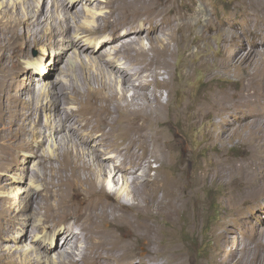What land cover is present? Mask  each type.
<instances>
[{
    "label": "bare ground",
    "instance_id": "obj_1",
    "mask_svg": "<svg viewBox=\"0 0 264 264\" xmlns=\"http://www.w3.org/2000/svg\"><path fill=\"white\" fill-rule=\"evenodd\" d=\"M27 8L32 12L28 13ZM99 8L104 9L100 10L102 13L96 11ZM4 9L7 16L0 17V75L6 79L13 74L26 78V85L19 89L14 103L22 101V95H25L28 100L26 118H32L33 114L36 116L30 130L25 128V124L15 127L9 119L1 121L0 169L22 170V177L11 179L21 184L27 177L28 163L36 159L38 164L56 174L57 180L53 181L52 175L44 184L47 186L23 191L24 203L14 210L11 220L8 218L9 222L0 225L2 241L17 245L3 250V244L0 264H148L146 255L141 256L137 252L139 243H147L148 252L155 256L181 255L184 247L176 235L182 224L179 225L177 215L183 211L187 223L194 218L191 202L194 188L183 190V165L177 159L179 152L176 147L181 140L176 137L175 131L178 121L184 117L183 107L170 108L168 103H162L159 88L170 91L173 87L171 78L176 80L174 72L170 76V58L174 54L171 44L174 42L178 48H185L189 40L186 35L190 28L188 19L194 14L191 5L178 0H11ZM143 39L148 41V45H144ZM18 40L23 41L24 46H17ZM61 42L64 43L62 51L49 52ZM32 44H39L42 54L52 57L50 63L44 58L35 61L29 55L28 49ZM249 52L251 54L252 48L242 54ZM68 53L78 60L80 70L76 76L81 83L69 90L65 77L69 76L67 71L73 68L70 67L71 61L67 64L64 61ZM118 60L128 70L117 65ZM162 70L167 73V78H156ZM52 72L61 77L50 81L48 77ZM145 73L152 76L153 89H150L151 83L144 80ZM35 79L41 84L39 95L50 97V100L44 99L45 105L38 102L39 96L33 92ZM177 79L174 93L179 97L178 91L181 90L186 95L185 78L182 82ZM263 81L255 88L258 93L264 90ZM6 86L10 91L15 84L8 82ZM178 86L181 89L177 91ZM214 87L208 85L195 101L202 115L210 116L213 104L221 101ZM127 92H130L129 98ZM73 101L78 103L77 108L68 107ZM46 107L52 108L48 128L42 125V112ZM246 110L244 118L250 116L253 109ZM252 114L257 115V112ZM222 126L227 128L224 122L220 124ZM45 129L49 130L48 136ZM37 135L42 137L39 141L37 137V142L33 144L32 138ZM46 136H54L56 151L52 147L53 153L44 149L40 151ZM113 148L116 154L112 153ZM117 155L123 156L122 161L116 159ZM146 156L160 162L153 175L148 172L149 162L142 175L137 172L136 160L140 157L145 160ZM126 157L133 162L131 167L126 164ZM55 160L59 161L57 165L53 164ZM127 163L130 164L129 161ZM29 173L30 177L36 175L33 170ZM0 179L7 182L10 178L1 174ZM109 181L119 190L113 191L110 187L113 184ZM170 189L177 198L172 197V203L165 205L168 200L163 196L164 193L169 195ZM34 216L35 224L32 223ZM163 220L168 224H164ZM186 230H193L191 223ZM36 241H39V255H35L34 249V256L29 257L26 263L22 262L24 253L21 254L19 247L27 246L28 250H32L29 247ZM260 247L261 243L257 241L253 264H258ZM46 256L50 257L44 263L42 257Z\"/></svg>",
    "mask_w": 264,
    "mask_h": 264
},
{
    "label": "rangeland",
    "instance_id": "obj_2",
    "mask_svg": "<svg viewBox=\"0 0 264 264\" xmlns=\"http://www.w3.org/2000/svg\"><path fill=\"white\" fill-rule=\"evenodd\" d=\"M10 1L11 0H0V14L2 15H0V17H3V15L4 17L7 16L4 14V6ZM181 1L186 3L187 6L191 5L194 14L188 19L190 28L186 32V35L189 37V40L185 44V48H178L174 42L171 44V47L174 49V54L170 58V63H172L170 76H172V73L174 72L175 79L178 81L177 78H179L180 82L185 78V89L187 90V93L185 95L181 90L180 93L178 90L181 89V86H178L177 91L179 97H177L174 93V88L177 86L174 84L176 83V80L171 77L173 83L172 89L167 91L166 88H159V91L162 103H168L170 108L183 107L182 113L184 117H182L183 119L180 118L178 121L177 129L175 131L176 137H180L181 140L180 144L177 146L178 148L176 147V150L179 152L177 159L183 165L181 177L184 187L182 188L184 191L194 188V195L191 200V202H193L192 210L194 218H191L187 223V218L183 211H180L181 213L179 212V215H177L179 225H183H181V229L176 235L184 247L181 255H173L172 257H169L165 254H157L155 256L148 252L147 243L143 245L141 244L142 246L139 243L137 252L141 256L146 255L144 257H147L146 260L148 261V264H253L256 260V243L257 241H260L261 247L258 248L259 256L257 261L258 264H264V90L261 93H258L255 90L257 84L261 80H264V0H251V2L250 0H178L179 3ZM100 10L103 11L104 9L99 8V10L96 11L102 13ZM27 12L31 13L32 10L28 9ZM50 14L53 15V13ZM222 33L225 34L222 35ZM205 36H207V38ZM142 41L144 45H148L146 39H143ZM17 42V46H24L23 41L18 40ZM253 42H256L254 46ZM63 47L64 43H57L49 50V52L56 50L60 52ZM39 48V44L30 45L28 49L29 55H31L35 61L44 58L47 63H50L49 61H51L52 57H50V55L49 57H45ZM250 48H252L251 54L250 52L247 55L242 54ZM180 55L184 58L180 57ZM64 61L66 64L67 62H72L70 67L72 66L71 68L74 69H71V71L68 70L67 72L69 73V76L65 77L68 81L69 90L70 88H74L81 84L78 76H76L79 74L78 69L80 66L77 64L78 60L72 58L69 53L64 58ZM183 62L186 63L187 66L186 64L184 65ZM116 64L128 70V67L120 60L116 61ZM75 65L77 68H75ZM74 71L78 72L74 73ZM70 72H73V75ZM160 72L159 75H156V78H167V73L163 72V70ZM74 74L78 78V81L77 78L74 77ZM60 77L61 76H58L56 72H52L48 79L54 81ZM207 78L209 81L205 82ZM151 79L152 76L145 73L144 80L151 83L150 89H153L154 84L152 85ZM35 81L36 83L33 82V92L36 96H39L38 102L45 105L46 100H50V97L39 95L41 84L37 83V79H35ZM70 81L73 83H69ZM8 82H12L13 85L15 84L14 88L10 91H7L6 84ZM24 85H26V78H24L23 75L15 76V74H13L8 79L0 75V123L3 119H9L15 127H23L26 125L25 128L30 130L36 115L33 114L32 118H26V116H28V106H26L28 105L27 97L22 95V101L14 103V99ZM208 85L211 87L215 86L214 92L217 91V94H220L217 97L219 100L221 99V101L213 104L215 106H212V110H210L209 113L210 116L202 115L203 112L199 111L200 109H198L195 102L203 94V91L205 92ZM226 88L228 90H226ZM44 89L47 90V87ZM4 92L6 94L5 96ZM126 94L129 98L130 92H127ZM173 95L174 97H172ZM257 96H260L261 98H258ZM255 103L262 105L263 107H259V105L256 106ZM68 107L77 108L78 103L74 101L70 102ZM246 108L248 110L250 109V111L253 109L252 112H257V115H253L252 112H250V116L244 118L247 111ZM46 109L42 112V125L45 128H48V120L52 118V108L49 109V107H46ZM76 114L78 113L76 112ZM193 121L196 122L193 123ZM223 122L227 125V128H224L223 126L220 127V124ZM256 127L257 129H254ZM221 131L223 132L221 133ZM208 132H210L211 135H209L210 133ZM48 133L49 130H46L45 135L47 134L48 136ZM27 137L30 138V134H28ZM37 137L39 141L42 136L37 135L34 137L35 141L32 138L33 144L37 142ZM212 141H214L215 144H213L214 142ZM53 144L55 145L54 136H49L44 142L43 147H40V151L44 149L43 151L50 153L55 152L56 145L54 147ZM128 152L129 151L126 152L127 157ZM112 153L116 154L114 148ZM122 153L125 154L124 150ZM117 156L116 159L119 161L121 159L122 161L123 156ZM127 157L125 158L127 159L125 162L131 167L133 162ZM140 158L136 160L138 163V166L136 167L137 172L140 175L147 170V162H149V167L151 168L148 170L150 175H153L160 167L158 165L160 162L155 160L152 156H146L145 160L143 157ZM31 160L34 162H31V164L30 162L28 163L29 171H27L25 181L21 184L12 182V180L13 178L22 177L24 175L22 170L13 169L6 171L0 169V175L7 174L10 178L7 182H3L0 179V225L9 222L14 214V210L24 203V190L28 188L40 189L47 186L44 184L48 183L52 175L53 181L57 180L56 174L50 173L42 164H38L36 159ZM128 161L130 164L127 163ZM58 162V160H55L53 161V164L57 165ZM31 170L36 174L33 177H30L29 172H31ZM236 176L238 178H236ZM48 177L50 178L48 179ZM256 177L259 178V181ZM127 179L129 185L132 186L130 177ZM110 182L112 185L113 182L109 181V184ZM110 187H112L113 191L119 190L117 189L118 187H114V184ZM158 195L160 196L161 192H159ZM163 197L168 200L164 203L165 205H167V203L171 204L173 201L172 199L177 198L171 193V189L170 194L168 195L164 193ZM183 197H181V199ZM121 198L124 199V196L122 195ZM19 200H21V202ZM40 217L39 214L38 218ZM35 222L36 216H34L32 220L33 224H35ZM166 222L168 221L163 220L164 224ZM190 223L192 224L194 231L186 230ZM59 242H61L60 239ZM0 243V248L5 243L4 247H2L3 250H5L6 247H9L10 249V247L13 248L14 246H17L12 245L11 243L8 244L4 242V240L2 241V239L0 240ZM38 243L39 241H36L35 245L29 247L32 248V250H28L27 246H24L23 248V246L20 245L21 247L19 248H21V254L24 253V257H28L24 258L22 256V262L26 263L28 259L34 256V249L36 251L35 255H39L37 254V251H39ZM25 251L27 255H25ZM29 252L31 255L28 254ZM52 255L54 256V254ZM17 256H15L16 260L18 259ZM49 257L50 256H46V258L42 257V261L45 263Z\"/></svg>",
    "mask_w": 264,
    "mask_h": 264
}]
</instances>
